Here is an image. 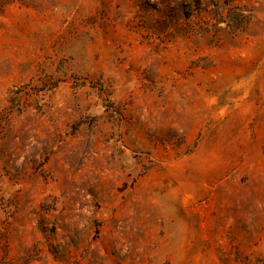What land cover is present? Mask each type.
<instances>
[{"label": "rangeland", "instance_id": "rangeland-1", "mask_svg": "<svg viewBox=\"0 0 264 264\" xmlns=\"http://www.w3.org/2000/svg\"><path fill=\"white\" fill-rule=\"evenodd\" d=\"M0 264H264V0H0Z\"/></svg>", "mask_w": 264, "mask_h": 264}, {"label": "clouds", "instance_id": "clouds-1", "mask_svg": "<svg viewBox=\"0 0 264 264\" xmlns=\"http://www.w3.org/2000/svg\"><path fill=\"white\" fill-rule=\"evenodd\" d=\"M113 120H116L112 116ZM136 128V122L134 119H128L127 122L116 120V123L106 122L104 126L95 132V136L100 137L102 140L107 139L108 144L105 147L100 145L102 152H93L92 155L99 160L98 166H93V172L100 180L104 188H107L109 181H112L116 176H123L131 173L132 176H136L141 171V165L145 163L142 158L143 145L137 138L134 131ZM95 136L92 137L95 139ZM122 149V154L118 151ZM115 152L116 155L112 156L110 153ZM89 175H92L90 172ZM83 199H90L88 196H84ZM80 212L78 208L76 210ZM72 222H79L81 219L87 220V217H81L80 215L73 214ZM82 227L83 225L80 224Z\"/></svg>", "mask_w": 264, "mask_h": 264}]
</instances>
